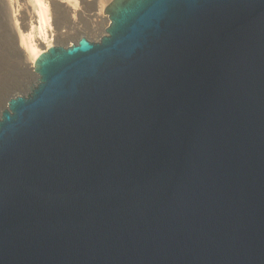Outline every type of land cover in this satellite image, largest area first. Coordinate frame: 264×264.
<instances>
[{"label": "water", "instance_id": "water-1", "mask_svg": "<svg viewBox=\"0 0 264 264\" xmlns=\"http://www.w3.org/2000/svg\"><path fill=\"white\" fill-rule=\"evenodd\" d=\"M0 107V264H264V0H112Z\"/></svg>", "mask_w": 264, "mask_h": 264}, {"label": "bare ground", "instance_id": "bare-ground-1", "mask_svg": "<svg viewBox=\"0 0 264 264\" xmlns=\"http://www.w3.org/2000/svg\"><path fill=\"white\" fill-rule=\"evenodd\" d=\"M6 1L7 24L22 56L21 68L26 71H33L36 59L47 49L67 46L80 37L93 40L102 36L108 26L103 11L110 0L96 2L92 14L85 11L91 0ZM82 21L88 25V31L81 27Z\"/></svg>", "mask_w": 264, "mask_h": 264}, {"label": "rangeland", "instance_id": "rangeland-1", "mask_svg": "<svg viewBox=\"0 0 264 264\" xmlns=\"http://www.w3.org/2000/svg\"><path fill=\"white\" fill-rule=\"evenodd\" d=\"M111 1L105 4V8L108 7ZM6 2V0H0V107L10 94L23 91L24 87L33 80L32 70L26 71L21 68L22 56L5 16ZM96 2L98 3L99 0L90 1L92 4L85 8L86 13L92 14L95 12V8L97 7ZM80 25L85 30L89 28L84 21L80 22ZM98 39L99 37L94 38L92 41ZM72 42L69 41L68 44Z\"/></svg>", "mask_w": 264, "mask_h": 264}]
</instances>
